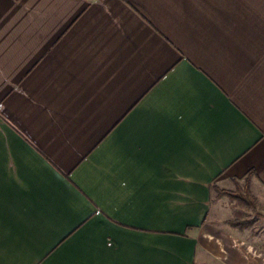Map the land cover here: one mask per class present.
Here are the masks:
<instances>
[{
    "label": "crops",
    "instance_id": "1",
    "mask_svg": "<svg viewBox=\"0 0 264 264\" xmlns=\"http://www.w3.org/2000/svg\"><path fill=\"white\" fill-rule=\"evenodd\" d=\"M0 264H264V0H0Z\"/></svg>",
    "mask_w": 264,
    "mask_h": 264
},
{
    "label": "trees",
    "instance_id": "2",
    "mask_svg": "<svg viewBox=\"0 0 264 264\" xmlns=\"http://www.w3.org/2000/svg\"><path fill=\"white\" fill-rule=\"evenodd\" d=\"M220 195H228L229 197H236L237 199H239L238 196L232 195L229 192H221ZM230 225L233 226V227H236V226L240 225V223H234V222H232V223H230Z\"/></svg>",
    "mask_w": 264,
    "mask_h": 264
},
{
    "label": "rangeland",
    "instance_id": "3",
    "mask_svg": "<svg viewBox=\"0 0 264 264\" xmlns=\"http://www.w3.org/2000/svg\"><path fill=\"white\" fill-rule=\"evenodd\" d=\"M237 217L240 219V217H239V216H236L235 218H237ZM233 218H234V217H233Z\"/></svg>",
    "mask_w": 264,
    "mask_h": 264
}]
</instances>
